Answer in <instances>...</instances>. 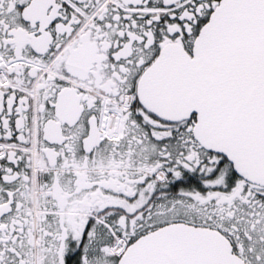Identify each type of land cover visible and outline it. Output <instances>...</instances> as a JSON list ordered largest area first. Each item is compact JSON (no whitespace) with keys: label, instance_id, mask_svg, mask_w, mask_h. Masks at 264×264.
<instances>
[{"label":"snow or ice","instance_id":"6c2138e0","mask_svg":"<svg viewBox=\"0 0 264 264\" xmlns=\"http://www.w3.org/2000/svg\"><path fill=\"white\" fill-rule=\"evenodd\" d=\"M0 264H264V0H0Z\"/></svg>","mask_w":264,"mask_h":264}]
</instances>
